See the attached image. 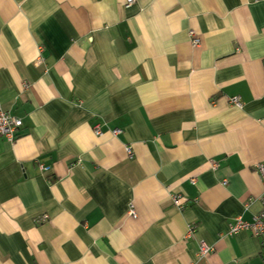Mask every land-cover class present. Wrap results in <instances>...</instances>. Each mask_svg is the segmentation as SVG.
Masks as SVG:
<instances>
[{
    "label": "crops",
    "instance_id": "1",
    "mask_svg": "<svg viewBox=\"0 0 264 264\" xmlns=\"http://www.w3.org/2000/svg\"><path fill=\"white\" fill-rule=\"evenodd\" d=\"M127 3L0 0V264H264V0Z\"/></svg>",
    "mask_w": 264,
    "mask_h": 264
},
{
    "label": "built area",
    "instance_id": "2",
    "mask_svg": "<svg viewBox=\"0 0 264 264\" xmlns=\"http://www.w3.org/2000/svg\"><path fill=\"white\" fill-rule=\"evenodd\" d=\"M128 5H133L135 0H127ZM190 39L194 46H198L200 41L193 31L189 33ZM231 103L236 107H241V102L238 98L231 99ZM22 127V122L20 119L11 117L0 110V136L7 143H14L18 137L19 131ZM99 134V131H96ZM129 157L133 156L131 149H127ZM256 171L259 173L263 184H264V161L256 165ZM263 210L257 215L252 222L247 223L242 221L240 218L236 220V223L231 227V234L235 235L242 231H251L252 234L261 240L262 248L264 249V193L260 198ZM174 205L181 207V201L178 198H174ZM130 215L136 217V213L133 208L130 209ZM212 249L206 245H202L200 253L202 256L209 254Z\"/></svg>",
    "mask_w": 264,
    "mask_h": 264
}]
</instances>
